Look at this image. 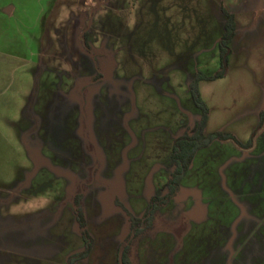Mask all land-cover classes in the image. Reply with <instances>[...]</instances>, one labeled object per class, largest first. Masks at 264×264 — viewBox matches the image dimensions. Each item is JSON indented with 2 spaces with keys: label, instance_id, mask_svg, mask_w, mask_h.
<instances>
[{
  "label": "rangeland",
  "instance_id": "374dc122",
  "mask_svg": "<svg viewBox=\"0 0 264 264\" xmlns=\"http://www.w3.org/2000/svg\"><path fill=\"white\" fill-rule=\"evenodd\" d=\"M222 5L237 29L226 73L209 78L221 70ZM260 5L0 0V264H70L83 230L92 248L73 264H121L132 218L171 176L174 141L202 118L200 77L206 134L236 140L196 152L125 259L264 264Z\"/></svg>",
  "mask_w": 264,
  "mask_h": 264
},
{
  "label": "trees",
  "instance_id": "16d2710c",
  "mask_svg": "<svg viewBox=\"0 0 264 264\" xmlns=\"http://www.w3.org/2000/svg\"><path fill=\"white\" fill-rule=\"evenodd\" d=\"M221 8L223 13H225L226 15L225 31L220 40L221 70L214 76H208L209 78H218L226 73L228 57L231 53L230 43L234 38L237 29L235 14L229 12L223 5ZM200 78H197L191 84V91L194 101L202 109V118L196 126L188 128L181 136L176 138V140L174 141L171 158L168 164L169 168L171 169V176L169 180L151 196L149 206L144 216L141 218H132L133 222L131 234L122 247V264H128L125 256L128 255V250H130V247L134 243V239L138 237L139 233L143 232V229L141 230V228L138 226L142 223H145L146 228L150 227L156 214L168 203V201L173 196L177 194L180 188V183L186 175L196 152L199 149L208 146L214 139L219 138L236 140L233 134L227 132L214 131L206 134L205 130L209 119V109L203 101L201 93L199 91L198 80ZM78 220L82 227L85 226V219L80 211L78 212ZM83 234L87 240L86 249L79 254L73 255L71 257L72 260L70 264H73L76 260L86 258L91 251L92 240L86 230H83Z\"/></svg>",
  "mask_w": 264,
  "mask_h": 264
},
{
  "label": "crops",
  "instance_id": "0c3cea01",
  "mask_svg": "<svg viewBox=\"0 0 264 264\" xmlns=\"http://www.w3.org/2000/svg\"><path fill=\"white\" fill-rule=\"evenodd\" d=\"M253 1H255V3L257 4V3H261L262 5H260V6H263L264 7V0H253ZM2 7H5V5H3ZM1 7V8H2ZM7 10H9L10 12H7V13H12L13 11H14V7H12V8H6ZM5 9V10H6ZM228 11H230L228 8H226ZM1 10V9H0ZM230 12H232V13H234L232 10L230 11ZM235 14V13H234Z\"/></svg>",
  "mask_w": 264,
  "mask_h": 264
},
{
  "label": "flooded vegetation",
  "instance_id": "af4514ba",
  "mask_svg": "<svg viewBox=\"0 0 264 264\" xmlns=\"http://www.w3.org/2000/svg\"><path fill=\"white\" fill-rule=\"evenodd\" d=\"M169 164V163H168ZM157 215V214H156ZM155 218H156V216H155ZM154 218V219H155ZM154 221V220H153ZM153 224V223H152ZM138 227H140L141 228V230L143 229V230H145L146 229V224L145 223H142V224H140ZM131 230H132V228H131ZM142 233H139V235H138V237L141 235ZM137 237V238H138ZM122 259H121V264H122Z\"/></svg>",
  "mask_w": 264,
  "mask_h": 264
},
{
  "label": "water",
  "instance_id": "95a60500",
  "mask_svg": "<svg viewBox=\"0 0 264 264\" xmlns=\"http://www.w3.org/2000/svg\"><path fill=\"white\" fill-rule=\"evenodd\" d=\"M5 11H6V12H10V11H9V10H7V9H6Z\"/></svg>",
  "mask_w": 264,
  "mask_h": 264
}]
</instances>
